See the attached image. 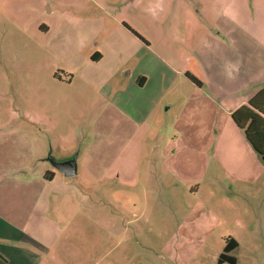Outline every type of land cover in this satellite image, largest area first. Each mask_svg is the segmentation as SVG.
Masks as SVG:
<instances>
[{
  "label": "rangeland",
  "instance_id": "1",
  "mask_svg": "<svg viewBox=\"0 0 264 264\" xmlns=\"http://www.w3.org/2000/svg\"><path fill=\"white\" fill-rule=\"evenodd\" d=\"M41 24L51 27L48 40L72 44L39 54L25 30ZM249 36L264 40V0H0L1 132L24 133L28 118L42 121L69 148L70 158L58 151L52 158L81 160L107 91H125V107L143 125L121 156L134 132L126 122L113 119L117 133L99 136L98 152L118 154L106 181L81 166L66 178L43 161L57 177L45 195L37 192L41 204L14 205L8 216L10 224L28 218L42 246L9 230L0 236V264H217L231 236L240 264H264V163L232 115L199 88L227 81L218 63L251 55ZM225 37L237 39L230 52L215 43ZM240 73L232 88L245 83ZM64 74L71 84L54 81ZM140 75L149 84L136 94L129 87Z\"/></svg>",
  "mask_w": 264,
  "mask_h": 264
},
{
  "label": "crops",
  "instance_id": "2",
  "mask_svg": "<svg viewBox=\"0 0 264 264\" xmlns=\"http://www.w3.org/2000/svg\"><path fill=\"white\" fill-rule=\"evenodd\" d=\"M134 1L137 0H129V2H134ZM98 6L101 9H103V7L100 4ZM5 12L7 13L6 10ZM232 12L236 13L235 10H232ZM232 22H233V27L236 28L237 22L235 20H232ZM32 29L31 28L26 29L25 35L29 39H33L34 41L33 45L39 47V50L37 48L35 49V51L38 52L39 54H46L47 52L49 53L50 44L51 45L58 44L62 50H64V48L67 45L72 44V42L69 40L63 42L61 37H53L52 39L48 40L46 36L51 31V27L49 24H41L37 28H32ZM228 38L229 37H225V39H218L215 41V43L220 48L224 46L225 50L230 52L231 50L229 48V45L230 46L235 45L234 42L237 43V39L236 38L228 39ZM248 40L251 41V46L252 48H254L251 50V55L247 54L244 58H239L238 56H236L235 58V56H233L228 61L225 62L220 61L218 63V68L223 67L226 69L223 75L225 76L227 81L224 82V84H222L219 81H215V82L205 83L203 84V87H199V88H203V90L206 89L207 91H205V93L209 98V100L217 106L218 105L223 106L228 115H232V113H234L242 106H247L250 100L261 89L264 88V40H260L259 42H256L254 37L251 39V36H249ZM75 45L79 46L80 43L76 42ZM256 46H259L263 50L262 54H255ZM29 51L31 52L33 51L32 46ZM94 57H96V60L92 58V61L98 62L99 60H102L105 57V53H103L102 55L98 54ZM227 71L231 75H227L226 74ZM236 71H241L239 77H242L245 80V83L243 84L242 87L232 88L233 86H230V82L233 79L232 76H236ZM69 76H70L69 74H64V76L57 75L54 78L55 79L54 81L60 84H64V83L71 84L73 78L70 79ZM200 80L202 79L200 78ZM148 82H149L148 76L140 75L137 77L134 83L131 84L129 90L133 91L135 89L134 91L136 94H141L140 92H144L147 89L149 84ZM101 88L103 90L102 93H105L106 90L105 86H101ZM111 94L112 92L110 93H108V91L106 92V94L104 95L106 98V103L104 107L105 109L102 114L96 115L93 119V122L91 123L92 132L95 137V141L89 147L88 151L85 154H83L81 160L80 159L78 160L76 157H71L74 158L72 160L77 161V168H78L77 175L80 169L79 166H81L83 168L84 174L92 178L95 182L99 180H101L100 182H102L104 180L106 181L110 179L115 171L113 168L118 154L113 159L110 150L108 151L103 150L102 152H98L96 150L100 141L99 140L100 135H102L103 137H109L114 132L117 133V130L115 131L112 128L113 119L120 118L122 121L126 122L132 128V130H134L133 133L131 132L132 135L129 134L128 136L129 138L127 142L124 144L120 156L122 155L123 151L126 148L128 149L129 144L138 135V132H140L143 128L142 123L140 121H137L133 116V114L125 107V101H126L125 91H118L114 95V97H110ZM141 96L142 95H140L138 99ZM39 97H40L39 98L40 108L44 109L46 106V102L44 98L42 99L41 92ZM127 103L131 104V102H127ZM102 121L104 123L106 122L108 123L104 127H101ZM42 123H43L42 121H39L38 124L35 119L28 118L27 122L24 123V125L27 126V131H25L24 133H16L14 131L3 133L1 131L4 129V127L2 126L0 128V134H1L0 135V236L2 235L6 237L9 230L15 231L16 229L18 232H20V237L25 238V240L26 238L28 239V241H31V238L38 239L29 230L28 218L26 221L25 220H22V222L20 221L21 222L20 224L19 223L15 224L13 222H12L13 224H10L9 221L11 220L8 218L9 213L11 209L13 210L15 209L14 205H20V206L26 205L29 207H32L34 205L35 207H37L41 204V199L40 201L36 200V198L38 197L37 192L39 191L42 194V196L45 195L48 186L52 184L51 180L54 177H57L56 173L49 168L48 164H44L43 161L49 163V158H52L53 157L52 155H54L55 152L57 151L59 152L58 157L70 158V155L67 154L68 153L67 150H69V148L65 147V145L60 140L61 138L59 136L55 140V135H57L56 132L53 133V131L52 132L48 131V129L43 130L40 127L44 125ZM33 124L40 127V129L42 130L40 133L43 136L40 133H36V132L31 133ZM37 129L38 128H36V130ZM74 134H76V132L73 133V135ZM53 144L58 146L57 149L56 146ZM50 146L52 150L49 152ZM16 148H18V150H16ZM127 149L125 150V152L127 151ZM44 157L45 159H42ZM101 158L108 159L109 163L105 165H99V167L93 166V164L99 162ZM80 161L81 164L78 165V162L80 163ZM51 165L53 166L52 163ZM34 168L37 170L38 176L31 175ZM45 173L48 174L49 178L47 176L45 178L44 176ZM61 174L64 177H66L63 173ZM121 175L122 174L120 173L119 178L122 179ZM66 178H72V177H66ZM124 179H122L121 182L123 184L130 185L128 180L127 179L124 180ZM31 182H33L34 184L33 189H31L32 187ZM30 190H31V194H30ZM49 196L50 194H47L44 199L46 200ZM1 229H3V231H1ZM27 229L29 230V232ZM11 237L14 238V233L11 234ZM38 240L35 241L39 245H41ZM237 242L239 243L238 240ZM45 247L48 248L46 245ZM237 264H240L238 258H237ZM252 264L254 263L252 262Z\"/></svg>",
  "mask_w": 264,
  "mask_h": 264
},
{
  "label": "trees",
  "instance_id": "3",
  "mask_svg": "<svg viewBox=\"0 0 264 264\" xmlns=\"http://www.w3.org/2000/svg\"><path fill=\"white\" fill-rule=\"evenodd\" d=\"M96 60V57H93ZM195 82H198L195 78ZM232 119L264 163V88L249 102L234 113ZM47 177L49 178L48 174ZM239 247L233 237L226 238L225 247L220 254L217 264H237V258L232 253Z\"/></svg>",
  "mask_w": 264,
  "mask_h": 264
},
{
  "label": "water",
  "instance_id": "4",
  "mask_svg": "<svg viewBox=\"0 0 264 264\" xmlns=\"http://www.w3.org/2000/svg\"><path fill=\"white\" fill-rule=\"evenodd\" d=\"M49 162L53 164V166L63 173L66 177H73L77 175V161L70 160L65 162L55 161L53 158H49Z\"/></svg>",
  "mask_w": 264,
  "mask_h": 264
}]
</instances>
